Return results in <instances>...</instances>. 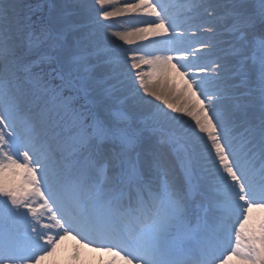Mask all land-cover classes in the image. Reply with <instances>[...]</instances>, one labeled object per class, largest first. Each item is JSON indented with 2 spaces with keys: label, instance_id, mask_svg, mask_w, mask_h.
Masks as SVG:
<instances>
[{
  "label": "snow or ice",
  "instance_id": "snow-or-ice-1",
  "mask_svg": "<svg viewBox=\"0 0 264 264\" xmlns=\"http://www.w3.org/2000/svg\"><path fill=\"white\" fill-rule=\"evenodd\" d=\"M68 237L264 264V0H0V264Z\"/></svg>",
  "mask_w": 264,
  "mask_h": 264
},
{
  "label": "rangeland",
  "instance_id": "rangeland-1",
  "mask_svg": "<svg viewBox=\"0 0 264 264\" xmlns=\"http://www.w3.org/2000/svg\"><path fill=\"white\" fill-rule=\"evenodd\" d=\"M166 5L173 7L174 2H170ZM176 103H180V101H176ZM63 242H65V244ZM74 249L77 251L75 257L73 256ZM110 259L111 257L108 254L102 252L94 253L92 250L86 248L81 249L73 240L66 238L60 242L56 252L49 257L44 264H108Z\"/></svg>",
  "mask_w": 264,
  "mask_h": 264
},
{
  "label": "bare ground",
  "instance_id": "bare-ground-1",
  "mask_svg": "<svg viewBox=\"0 0 264 264\" xmlns=\"http://www.w3.org/2000/svg\"><path fill=\"white\" fill-rule=\"evenodd\" d=\"M176 0H163V2L165 3V4H168V3H170V2H174V5H175V2ZM175 84H176V86L179 88V87H181L182 86V82L180 81V79L179 78H175ZM159 103V102H158ZM162 107H163V105H161ZM166 111H171V110H169V109H165ZM172 115H179V114H176V113H172ZM185 120H188V119H186L185 118ZM64 244H65V242H63Z\"/></svg>",
  "mask_w": 264,
  "mask_h": 264
}]
</instances>
